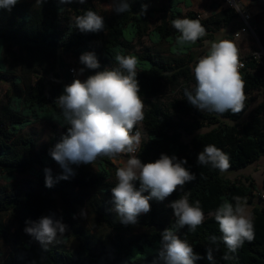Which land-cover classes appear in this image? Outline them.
Segmentation results:
<instances>
[{
  "label": "trees",
  "instance_id": "16d2710c",
  "mask_svg": "<svg viewBox=\"0 0 264 264\" xmlns=\"http://www.w3.org/2000/svg\"><path fill=\"white\" fill-rule=\"evenodd\" d=\"M109 2L86 0L80 4L75 0L72 3L45 0L37 4L36 0H18L6 18L0 20V79L11 84L7 104L0 109V176L5 181L0 186V240L10 249L0 264H153L160 233L167 228L177 230L173 210L168 205L185 193H190V203L200 202L205 214L204 223L195 232L187 227L177 230L195 252L205 255L210 246L209 237L221 235L212 215L223 202L221 197L235 203L232 197L240 196L252 207L254 239L245 241L235 253H229L233 257L230 260L222 259L228 250L220 242L219 250L214 252L216 264H264V206L255 204L257 197L262 200L256 183L251 178L232 182L223 175L246 169L264 157V58H249L240 71L246 100L239 114L201 112L184 96V90L191 91L195 85L192 67L198 60L194 50L216 30L237 22L239 15L229 7L201 20L192 11L183 13L182 4L191 7L188 0H167L162 7L156 6L158 0H129L130 11L103 16L104 31L82 33L75 28V17L89 9L100 15L97 5ZM142 4L148 5L145 15L140 14ZM157 13L162 14L161 23L151 30L149 20ZM185 17L198 19L206 34L195 43L179 47L176 38L180 33L171 21ZM256 34L264 47V33L256 29ZM144 38L153 47L134 52ZM96 47L100 68L86 69L85 78L116 67L117 54L138 58L137 79L145 103L142 124L146 139L137 156L144 163L159 159L161 153L186 158L185 167L196 174V179L186 183L183 190L178 189L163 201L150 200L151 211L138 216L134 225L122 224L112 211L111 188L115 186L117 170L114 158L100 157L93 164L74 167L75 175L69 180L56 179L62 171L51 172L54 183L49 188L45 186L44 170L56 163L49 149L61 138L54 137L50 146L39 154L35 140L22 135L38 121L56 124L66 133L55 99L74 79L65 70L63 60L54 64L53 59L59 54H73L79 60L82 53L94 52ZM7 49H17L26 58L24 72L35 78L34 83L24 85L22 78L8 74L4 57ZM164 86L179 89L178 99L169 105V110L156 101ZM256 92L262 93V99L254 104L252 95ZM174 114L180 118L176 119ZM185 138H189L188 142ZM209 144L229 155L227 171L197 164V154ZM23 174L30 178L20 183L17 175ZM135 183L138 188L139 181ZM82 209L92 217L89 228L76 222ZM46 215L67 225L60 242L49 245L48 250L24 231L30 226L26 221H38ZM73 241L75 247L71 249L68 244ZM196 264H209V261L202 259Z\"/></svg>",
  "mask_w": 264,
  "mask_h": 264
},
{
  "label": "clouds",
  "instance_id": "9594fccd",
  "mask_svg": "<svg viewBox=\"0 0 264 264\" xmlns=\"http://www.w3.org/2000/svg\"><path fill=\"white\" fill-rule=\"evenodd\" d=\"M45 0H36L37 4ZM61 3H72L73 0H60ZM80 4L86 0H75ZM18 0H0V8L11 10ZM110 11L117 15L130 11L129 0H111ZM147 4L141 5V15H145ZM75 28L82 33L100 32L105 29L102 15L87 10L74 19ZM172 27L180 33L176 45L183 47L195 43L203 37L205 28L197 19L176 18L171 21ZM116 67L97 71L85 79L75 78L63 88L55 99L61 110L66 133L61 140L49 149V155L60 166L62 173L57 180H69L75 175L70 165L93 164L100 157L113 159L127 156L122 167L115 172V186L111 188L113 209L124 225L136 224L137 217L151 211L150 200L163 201L184 185L196 179L191 172L186 158L161 153L159 159L144 163L136 153L140 150L143 133L138 126L145 118V103L140 95L137 79L138 58L135 55L114 57ZM84 67L76 72L82 76L86 69L100 68L94 52H84L79 57ZM240 63L236 45L228 40L211 42L208 53L198 59L192 67L195 79L193 90H184L189 104L201 112L239 114L245 106V82L240 73ZM198 165H211L221 172L230 168V157L213 144L203 147L197 154ZM45 186H53L51 169L45 170ZM139 181V187L136 186ZM148 192V195L144 193ZM190 193H185L173 200L168 207L173 210L176 229L187 227L195 232L205 221V214L197 200L189 202ZM223 202L212 213L218 224L219 237H209L210 246L205 255L194 251L191 244L177 234V230L167 228L160 233L153 264H196V261L207 259L209 264H216L214 252L219 250L222 242L227 252L222 259H233L229 253H235L245 241L254 239L253 215L249 211L247 199L233 196L235 203L221 197ZM85 217L86 210H81ZM75 218V217H74ZM30 226L24 231L32 236L44 250L49 245L59 243L67 231V225L52 215L39 218L38 221H26Z\"/></svg>",
  "mask_w": 264,
  "mask_h": 264
},
{
  "label": "rangeland",
  "instance_id": "374dc122",
  "mask_svg": "<svg viewBox=\"0 0 264 264\" xmlns=\"http://www.w3.org/2000/svg\"><path fill=\"white\" fill-rule=\"evenodd\" d=\"M191 4L190 8H186L184 4L181 5V8L183 9V13L186 14L189 11L194 12L197 15L201 16V20L213 17L217 15L219 12H221L225 8H229L230 6L227 4L226 0H188ZM238 4L244 6L247 10H249L253 14V19L250 22L253 31V33H249L247 35H244L242 38H239L238 40H232V34L238 30L240 27L241 21L238 19L237 22L230 25L227 28H222L219 30H216L215 33L212 34V37L205 40L201 46L194 50V53L196 55V59L198 60L200 57L206 55L208 53V50L210 48L211 42L220 41V40H228L233 42L239 53V59L248 60L249 58H257L260 57L264 58L263 54V46L260 43L259 36L256 34V29L264 33V7L261 5L260 2H249L246 0H236ZM100 4L97 5L98 11L100 12V15L102 16H109L113 14L114 12L110 11L108 8V5L110 4ZM167 4V0H158V3L156 6L162 7ZM9 10L0 8V20H4L6 16L8 15ZM162 14L157 13L154 19L149 20V27L150 29H154L156 26H158L161 23ZM143 47H153L151 43L148 41L147 38L142 39L140 44L135 46L134 52H140V49ZM156 50L163 51L166 50V48L158 49ZM95 54H99L98 47L94 50ZM5 62L8 74L19 77L23 79L24 85L26 84H32L35 82V78L28 73L24 72V67L26 66V58L17 50V49H7L4 53ZM63 60V63L66 65L65 70L75 69L79 70L81 68L79 60L73 55V54H59V56H56L54 60V64L57 62V60ZM70 74H72L70 72ZM73 75V74H72ZM75 78L85 79V75L77 77V74L75 72ZM11 92V84L4 81L3 79H0V109L7 104L8 101V94ZM178 92L179 89H173L169 86H164L162 93L160 96L156 99V101L161 104L166 110H169V105L174 102L176 99H178ZM252 98L254 99V104H257L262 99V93L256 92L253 93ZM1 112V111H0ZM172 113V111H170ZM174 117L176 119H179L180 117L178 115L174 114ZM139 130L143 133V141L146 139V132L144 130L143 124L138 126ZM22 135L24 137H31L35 140L37 143V153H42L45 151L49 146L50 142L54 137L62 138L64 135L63 130L58 127L56 124L48 123L45 121H38L33 123L31 126L27 127L23 132ZM186 142H188L189 138L184 139ZM127 159V156H120L114 158V164L117 168L122 167L124 164V161ZM81 165V164H80ZM79 165L72 164L70 165L71 168L77 167ZM94 168V167H93ZM37 169H41L40 167H37ZM48 169H51V172H59L62 171L60 166L55 163L53 166L49 167ZM227 179L231 180L232 182H245L247 178H251L255 181L256 187H257V193H261L262 190V182H263V175H264V157L260 159L259 162L247 167L246 169H242L240 171H233V172H225L223 174ZM30 176L28 174L23 175H17V181L20 183H23L27 179H29ZM114 183H116V180H113ZM5 185V181L0 176V186ZM255 204L264 206V201L260 200L258 197L255 199ZM249 211L251 210V207H248ZM81 213V212H80ZM79 213L76 222L78 225L89 228L91 227V220L92 217L86 210L85 217H82ZM7 221V220H6ZM71 249L75 247V242H71L68 244ZM10 249L9 247L0 240V253L2 254V257L0 258V263L3 261V259L8 255Z\"/></svg>",
  "mask_w": 264,
  "mask_h": 264
},
{
  "label": "built area",
  "instance_id": "2783aa9c",
  "mask_svg": "<svg viewBox=\"0 0 264 264\" xmlns=\"http://www.w3.org/2000/svg\"><path fill=\"white\" fill-rule=\"evenodd\" d=\"M227 4L230 6V8L235 9L236 13L239 15L241 24L240 27L236 32L232 34V40H238L239 38H242L244 35H247L249 33H253L255 35L253 28L250 24V22L253 19V14L244 8V6L238 4L236 0H226ZM258 2L261 3V5L264 7V0H259ZM198 19H201L200 15H197ZM246 60L241 59L240 63L243 64V67L240 69V71L244 68ZM74 69H71L70 72L73 74L72 77L75 76ZM138 153V152H137ZM136 153V155H137ZM260 198L264 201V191L259 194Z\"/></svg>",
  "mask_w": 264,
  "mask_h": 264
},
{
  "label": "water",
  "instance_id": "95a60500",
  "mask_svg": "<svg viewBox=\"0 0 264 264\" xmlns=\"http://www.w3.org/2000/svg\"><path fill=\"white\" fill-rule=\"evenodd\" d=\"M263 51H264V47H263ZM263 56H264V54H263Z\"/></svg>",
  "mask_w": 264,
  "mask_h": 264
},
{
  "label": "crops",
  "instance_id": "0c3cea01",
  "mask_svg": "<svg viewBox=\"0 0 264 264\" xmlns=\"http://www.w3.org/2000/svg\"><path fill=\"white\" fill-rule=\"evenodd\" d=\"M251 210H252V207H251ZM251 210H250V212H251Z\"/></svg>",
  "mask_w": 264,
  "mask_h": 264
}]
</instances>
